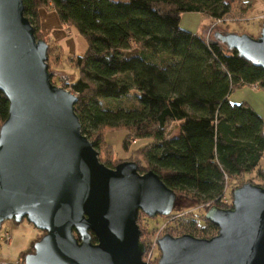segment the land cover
I'll return each mask as SVG.
<instances>
[{
  "label": "trees",
  "instance_id": "1",
  "mask_svg": "<svg viewBox=\"0 0 264 264\" xmlns=\"http://www.w3.org/2000/svg\"><path fill=\"white\" fill-rule=\"evenodd\" d=\"M233 3L22 1L23 15L35 37L39 9L51 7L61 24L75 28L86 41L85 53L74 61L78 78L67 88L77 98L74 112L93 148L102 145L99 133L103 129L124 128L123 148L130 138L145 140L136 150L146 166L136 163L140 174L158 175L176 193L178 203L223 210L231 208V203L220 200L229 179L256 170L264 182V171L257 169L264 156V120L248 103L229 100L236 88L256 84L264 89V70L217 41L214 33L223 31L215 30L211 38H204L200 32L183 30L179 23L183 13L224 20ZM7 115L8 101L0 91V126ZM186 213H180L175 223L185 224ZM139 215L146 217L139 213L137 220ZM199 219L210 231H217L204 214ZM190 223L191 229L185 230L188 235L204 230L195 220ZM139 230V239L150 234L142 227ZM91 239L96 242L92 233ZM140 241L144 244V239Z\"/></svg>",
  "mask_w": 264,
  "mask_h": 264
},
{
  "label": "water",
  "instance_id": "2",
  "mask_svg": "<svg viewBox=\"0 0 264 264\" xmlns=\"http://www.w3.org/2000/svg\"><path fill=\"white\" fill-rule=\"evenodd\" d=\"M22 1L0 0V91L8 101L0 126V227L24 219L44 232L24 264H144L138 214L167 216L176 193L134 162L110 169L98 160L81 133L76 96L51 83L48 46L35 38ZM214 37L264 70V21L257 38ZM231 198V208L204 214L215 236L158 239L157 264H264V187L245 183Z\"/></svg>",
  "mask_w": 264,
  "mask_h": 264
},
{
  "label": "rangeland",
  "instance_id": "3",
  "mask_svg": "<svg viewBox=\"0 0 264 264\" xmlns=\"http://www.w3.org/2000/svg\"><path fill=\"white\" fill-rule=\"evenodd\" d=\"M233 1L234 3L231 5L229 15L221 22L216 23L198 13H183L180 16V27L191 33L197 34L200 32L204 38H211L215 30L246 34L251 38H257L260 34L264 16L259 19H256L254 16L260 10L258 6L264 5V0ZM239 4L241 7L247 5L248 8L241 10ZM39 11V26L37 27L35 38L44 41L48 46L46 64L47 71L51 73V83L70 92L67 84L78 78V71L74 61L76 57H80L85 53L87 48L86 41L78 34L75 28L70 25L61 24L51 7L41 8ZM253 86L257 85H246L236 88L231 92L230 96L232 100L244 101L251 105L264 119V89L258 86L254 88ZM125 134V129L121 127L105 128L99 133V138L106 146L102 143L100 148L96 150L98 153L97 157L102 164H111L113 167L110 169H113L121 162L141 163L136 150L145 144V140L139 141L130 138L126 142V148H123L122 142ZM141 166L142 168L146 167L144 163H141ZM257 169L264 171V156L261 158ZM245 183L264 187V182L257 177L256 170L249 174L229 179L225 189V201L231 203V191ZM206 209H209V207L195 206L189 202H176L171 213L179 214L187 211L183 218V220H187L185 224L182 223L180 225V222L175 223L176 219L175 221L173 219L167 221L170 218L168 216L147 218L139 215L140 218L137 220V225L139 229L142 227L147 233L151 234L163 224L165 228L160 231L157 238L160 239L164 235L179 237L185 234L188 235L185 230L189 231L191 229L192 223H190V220L193 219L197 227L201 226L204 230H194L191 236L209 239L215 236L217 231H210L200 221L199 216L205 214ZM191 213L194 214L193 217L190 216L192 215ZM43 235V231L34 228L24 219L19 223L4 221L0 227V256L10 257V259L14 258L15 263L22 264L25 255L33 252V244L40 240ZM143 236L142 240L146 238L151 239L154 238L155 234L152 236L144 234ZM158 251L157 249L154 251V255L158 256L156 259L152 261L146 260L147 257L142 256L141 261L145 264H157L160 257V252L158 253Z\"/></svg>",
  "mask_w": 264,
  "mask_h": 264
},
{
  "label": "built area",
  "instance_id": "4",
  "mask_svg": "<svg viewBox=\"0 0 264 264\" xmlns=\"http://www.w3.org/2000/svg\"><path fill=\"white\" fill-rule=\"evenodd\" d=\"M221 21H223V20H216V21H214V22H216V23H218V22H221ZM254 88H257V86H253ZM226 189V188H225ZM225 192H226V190H225ZM225 192H224V194L220 197V200H221V202H223V203H225V204H229L227 201H225V197H226V195H225ZM207 207V206H206ZM183 214H174V213H169L167 216L168 217H170L167 221H170V220H174L175 221V219L177 220L180 216H182ZM167 216H162V217H167ZM163 228H165V225H161L159 228H157L153 233H151V234H149L148 236H152V235H154L155 234V236H154V238H146V239H144V253H143V255L142 256H145V257H147L146 258V260H154V259H156L158 256H156V255H154V251L157 249V251H158V245H157V240L159 239V238H157L158 237V234L160 233V231L163 229ZM156 248V249H155ZM158 253H159V251H158ZM145 264V263H144Z\"/></svg>",
  "mask_w": 264,
  "mask_h": 264
},
{
  "label": "crops",
  "instance_id": "5",
  "mask_svg": "<svg viewBox=\"0 0 264 264\" xmlns=\"http://www.w3.org/2000/svg\"><path fill=\"white\" fill-rule=\"evenodd\" d=\"M259 12L256 16H254L256 19H259L260 17H263L264 16V5H259ZM40 12V11H39ZM229 100L233 103H239L240 101L238 100H232L231 99V96H229ZM251 106V105H250ZM252 107V106H251ZM253 108V107H252ZM254 109V108H253ZM255 110V109H254ZM256 111V110H255ZM258 113V115L260 116L259 112L256 111ZM261 117V116H260ZM262 118V117H261ZM263 119V118H262ZM264 120V119H263ZM178 134V130H175L174 132V136H176ZM8 258V259H7ZM5 260H8V261H5ZM0 263H5V264H15V261H14V258H11L10 257H5V256H0Z\"/></svg>",
  "mask_w": 264,
  "mask_h": 264
}]
</instances>
